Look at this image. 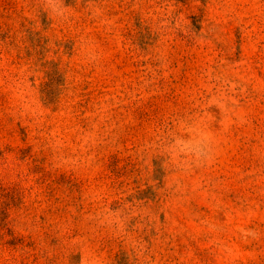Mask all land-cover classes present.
Returning a JSON list of instances; mask_svg holds the SVG:
<instances>
[{
    "label": "rangeland",
    "instance_id": "1",
    "mask_svg": "<svg viewBox=\"0 0 264 264\" xmlns=\"http://www.w3.org/2000/svg\"><path fill=\"white\" fill-rule=\"evenodd\" d=\"M0 264H264V0H0Z\"/></svg>",
    "mask_w": 264,
    "mask_h": 264
}]
</instances>
